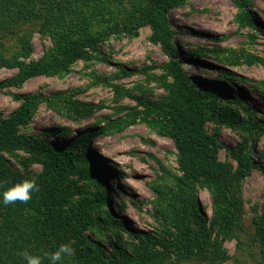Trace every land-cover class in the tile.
<instances>
[{
	"label": "trees",
	"instance_id": "1",
	"mask_svg": "<svg viewBox=\"0 0 264 264\" xmlns=\"http://www.w3.org/2000/svg\"><path fill=\"white\" fill-rule=\"evenodd\" d=\"M66 1L0 0V67L17 68L14 74L0 81V87H19L37 75L66 74L77 60H107L99 45L108 39L111 31L135 35L139 26L148 25L151 41L158 44L167 59L162 64L164 74L159 78L164 94L149 101L139 98L135 106L118 109L121 112L126 108L124 115L113 119L106 116L104 124L78 130L68 141L53 145L44 138L20 132V126L30 122L41 103L70 120L86 118L97 105L63 92L10 93L19 104L6 117H0V264H25L21 256L25 250L45 257L62 243L74 249V255L66 256L64 261L78 260L84 261L83 264H160L171 255L198 262L226 258L213 244L212 232L216 230L224 235L239 229L241 202L235 191L256 166L247 142L264 134V116L259 119L242 107L243 114H247L242 117L233 103L239 104L238 100L224 97L212 90L211 85L198 86L187 76L184 63L194 60H185L179 55L175 31L168 18L173 8L187 0H135L126 10L104 8L105 18H113L108 24H103L98 14L88 11L91 6L88 2ZM236 19L255 26L264 35L263 26L252 22L246 13L237 14ZM33 21H38L37 32L49 36L48 53L29 63L17 55L6 56L2 52L3 37L8 35L16 37L21 55L30 53ZM26 22L30 24L25 27ZM200 53L195 51L193 55ZM249 57V63L264 65V57ZM223 79L224 83H231L229 76ZM139 120L173 141L179 167V173L159 176L149 185L154 196L153 218L158 223L157 232L152 234L129 228L110 209L98 210L106 196L103 191L106 183L87 156L95 137L122 131ZM208 121L239 130L242 141L228 148L235 165L217 158L218 143L206 131ZM43 132L63 135L71 133V129L58 126L54 131ZM15 150L28 153L30 160L41 161V171L34 173L27 166L21 171L13 166L2 151L19 159ZM89 163L91 168L87 166ZM73 171L79 179L95 185L96 191L84 193V186L69 182L67 175ZM24 179L35 180L39 191H33L27 203L4 204L3 191ZM199 188L210 194V218L199 206ZM76 193L79 198L73 200L72 195ZM250 223L257 240L264 245V208L261 214L250 217ZM121 232L136 240L120 244ZM93 233L107 239L111 252L102 254L100 246L91 238ZM43 264H49L46 257Z\"/></svg>",
	"mask_w": 264,
	"mask_h": 264
},
{
	"label": "rangeland",
	"instance_id": "2",
	"mask_svg": "<svg viewBox=\"0 0 264 264\" xmlns=\"http://www.w3.org/2000/svg\"><path fill=\"white\" fill-rule=\"evenodd\" d=\"M69 1L77 2H66ZM81 1L88 2L91 6L89 10L86 6L85 9L98 14L97 18L103 20V24H108L113 18H105L104 8L126 10L135 0ZM239 13H246L252 22L255 21L264 28V0H187L173 8L168 13V18L175 31L174 42L179 55L185 60H194L193 63H184L187 76L198 86L211 85L212 90L224 97L238 100L239 104L233 103L242 117L247 116L242 112V107H245L252 116L263 119L264 65L259 62L249 63L248 60L251 55L264 57V35L255 26L237 21L236 15ZM37 22L33 21L31 51L27 56L20 54L16 37L11 35L3 37L2 52L8 57L17 55L18 59L26 63L45 56L51 47V41L48 35L35 30L39 28ZM29 24L26 22L24 25L26 27ZM150 34L148 25L139 26L135 35L111 31L108 39L99 45L107 60H77L66 74L37 75L28 78L19 87H0V117H6L19 104L10 93L63 92L71 98L97 105L86 118L70 120L41 103L30 122L20 126L21 133L35 135L58 145L68 141L69 136H73L78 130L104 124L106 116L113 119L124 115L127 109L121 112L118 109L135 106L139 98L143 101L157 99L164 94L159 78L164 74L162 64L167 59L158 44L151 41ZM195 51H200L201 55H193ZM141 69L145 71L142 72ZM125 70L129 73H125ZM16 71L15 67H0V81ZM227 76L231 78V83H224L223 78ZM58 126L70 128L71 133L45 135L43 132L54 131ZM206 131L218 143L217 158L235 165L228 148L242 141L239 130L208 121ZM253 139L247 142V146L251 148L256 166L244 178L241 188L235 191L241 202L239 229L235 228L233 234L224 235L213 230L211 236L213 244L220 252H224L223 256L226 258L198 262L179 260L171 255L160 264H264V245L257 240L250 223V217L261 214L264 208V134L260 133ZM2 153L21 171L25 166L34 173H39L42 169L41 161L30 160L31 155L21 150H15L19 159L7 152ZM87 156L106 183V188L103 189L106 196L98 210L110 209L116 218L123 219L133 230L147 234L157 232L158 223L153 218L154 196L149 185L159 176L179 173L173 141L139 120L122 131H110L95 137L88 147ZM90 163L87 166L91 168ZM67 178L71 183L84 186V193L92 194L96 191L95 185L83 178L79 179L74 171L68 173ZM197 196L199 206L210 218V194L206 189L199 188ZM78 198V193L72 195L73 200ZM120 234V244L126 245L136 240L125 232ZM91 238L100 246L103 255L109 252L111 247L106 238L96 233ZM66 262L63 260V263ZM83 262L76 260L75 263L69 261L67 264Z\"/></svg>",
	"mask_w": 264,
	"mask_h": 264
},
{
	"label": "clouds",
	"instance_id": "3",
	"mask_svg": "<svg viewBox=\"0 0 264 264\" xmlns=\"http://www.w3.org/2000/svg\"><path fill=\"white\" fill-rule=\"evenodd\" d=\"M33 191H39V186L35 180L24 179L3 191V203L6 205L17 201L27 203L31 200ZM73 255V247L69 244L62 243L54 251L46 253L45 257L49 264H63V260L66 256L71 257ZM21 256L25 260V264H43V260L45 259V257L33 255L26 250L21 253Z\"/></svg>",
	"mask_w": 264,
	"mask_h": 264
}]
</instances>
